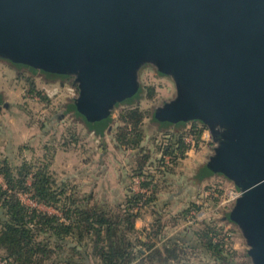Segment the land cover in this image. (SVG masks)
I'll return each mask as SVG.
<instances>
[{"label":"water","instance_id":"obj_1","mask_svg":"<svg viewBox=\"0 0 264 264\" xmlns=\"http://www.w3.org/2000/svg\"><path fill=\"white\" fill-rule=\"evenodd\" d=\"M0 56L75 77L68 111L96 134L138 97L144 64L170 77L176 97L154 120L209 130L215 151L202 174L241 193L227 218L250 264H264V0H0Z\"/></svg>","mask_w":264,"mask_h":264},{"label":"trees","instance_id":"obj_2","mask_svg":"<svg viewBox=\"0 0 264 264\" xmlns=\"http://www.w3.org/2000/svg\"><path fill=\"white\" fill-rule=\"evenodd\" d=\"M36 73L31 70V75L19 78L28 84V94L50 106V99L33 80ZM156 93L155 88L147 87L145 97L152 100ZM116 111L114 145L131 154V179L144 177L142 188L152 189V193L131 190L124 202L99 203L92 194H81L70 182H59L50 170L52 159L45 155L37 161L22 159L17 165L10 158L0 157V259L6 260L5 264H209L204 261L206 257L214 264H234L237 253L224 228L208 219L191 224L187 219L195 208L209 210L203 196L201 204L195 201L183 210L187 220L183 231L166 230L169 224L176 226L178 220L171 217L165 221L160 211L155 212L149 227H136L143 212L154 208L158 201V177L175 178L181 161L203 143L202 135L208 129L194 122L165 130L161 141L148 139V110L135 104ZM189 136L193 138L191 144L186 143ZM63 148L69 150L67 143ZM44 150L47 155L51 153L47 146ZM22 195L57 213L25 204Z\"/></svg>","mask_w":264,"mask_h":264},{"label":"rangeland","instance_id":"obj_3","mask_svg":"<svg viewBox=\"0 0 264 264\" xmlns=\"http://www.w3.org/2000/svg\"><path fill=\"white\" fill-rule=\"evenodd\" d=\"M31 70L29 67L14 66L0 56V95L2 97L0 103V157L10 158L17 165L22 163V159L37 161L45 155L52 159L50 170L59 182H70L69 184L78 187L81 194H92L95 201L99 203L119 204L123 198V187H121L120 194H111L114 191L112 189L117 188V184L114 185L116 175L110 172L111 167L107 165L105 159L108 155L111 156L108 158L114 159L112 156L114 154L118 158V164L123 166L124 171H126L130 168V162H133L132 156L130 154L131 161L125 160L121 153L109 150L106 153L107 156L103 157L100 153L96 154V146L98 143L109 141L116 126L114 121L117 118V108L135 104H139L142 109L151 113V118L146 119L148 139L156 137L161 141L163 139L162 132H166L165 130L173 128V126L162 127L159 121L154 120V114L165 103L176 97L174 81L170 77L161 76L153 64H144L138 72L140 84L138 97H134L130 103L123 102L118 105L112 114L110 132L107 130L103 136H99L101 141L97 143L94 137L95 133L89 129L84 120L75 112L68 113V107L75 103L79 94L75 77L49 75L38 70L36 74H33L34 76L32 75L37 89L43 91L50 99V106H48L46 102L28 94V84L19 78L22 74H26V77L31 75ZM147 87L156 89V97L152 100L145 97ZM208 135V137L202 136L203 143L198 148L190 150L188 152L190 156L181 161L177 168L181 174H177L175 178L171 176L169 179L158 177V196L165 191L175 195V192H178L180 188L189 191L199 204H201L200 197L203 196L207 200L206 205H208L209 210H206L205 207H199L201 210L193 209L187 218L190 224L195 220L205 219L216 222L218 226L225 229L227 236L233 242V249L237 253L234 264H250L251 259L247 254L249 247L245 238L238 225L227 218L236 201L224 204L229 191L236 189V187L223 176L210 174L203 177L200 175L215 151L213 137L210 132ZM77 137L78 140L75 143ZM66 143L69 150L62 149ZM68 143L70 144L68 145ZM45 146L51 149V153L47 150L49 155L45 154ZM55 148L62 151L54 159L52 152ZM102 158H104L103 161ZM94 162L96 164L98 162L101 167L94 166ZM101 162L102 164H100ZM131 173L129 172V176ZM129 176H125L126 186L139 192L138 187L133 182L135 177L131 179ZM166 176H170V174ZM21 198L25 204L32 206L33 203L28 196ZM175 198H177L176 195ZM38 209L51 214L57 213L48 207L39 206ZM145 212H148V209ZM161 212L164 215L168 213L163 209ZM177 212L176 210L174 213L170 212V216L174 215L178 220V224L174 227L177 229L174 231H183L187 220L182 215L183 211ZM168 230H171V227H168ZM233 230L234 232H232ZM193 260L194 263L198 262L196 259ZM204 261L214 264L206 257ZM5 262L6 260L0 259V264H5ZM92 264L95 263L92 262Z\"/></svg>","mask_w":264,"mask_h":264},{"label":"crops","instance_id":"obj_4","mask_svg":"<svg viewBox=\"0 0 264 264\" xmlns=\"http://www.w3.org/2000/svg\"><path fill=\"white\" fill-rule=\"evenodd\" d=\"M92 132H94V131H92ZM147 135H148V133H147ZM94 137L96 138L97 143H98V141H101L100 140L101 138L99 137L98 134L95 133ZM211 146H213V144H211ZM62 149H64V148H62ZM109 150H112V151H114L116 153H119V154L121 153L122 156L125 157V160L131 161L129 153H125V152H122V151H119V150L116 149V147L114 145V142H113L112 134H111V137H110L109 141L106 140V142L97 144V146H96V154L100 153L101 156L105 157V156H107L106 153L109 152ZM60 151H62V150H58L56 148L54 149V159L58 157V153H60ZM112 156H113V158L115 160L112 159V158L111 159L108 158V157H111L110 155H108V157H106V159H105L107 165H109L111 167L110 172H112V174L116 175V179L114 181V185L117 184V188L112 189L114 191H112L111 194H120L121 193L120 192L121 187H123L122 188L123 198L120 201L124 202L125 199L127 198V196L129 195L130 191L131 190L135 191L132 187L130 188L129 186H126V181H125V179H126L125 176L126 175L129 176V172H130L129 170L131 169V166H133L134 164H133V162L132 163L130 162V164H131L130 168L128 170L124 171L123 166L121 167L118 164V161H117L118 158L115 157L114 154H112ZM116 156H117V154H116ZM189 156H190V154L188 153L187 158ZM103 159L104 158H102V161H103ZM186 159H184V160H186ZM100 164H102V162ZM94 166H96L97 168L101 167V165H99L98 162H97V164L95 163ZM127 171H129V172H127ZM97 173H99V172H97ZM179 173L181 174V172H179L178 169H177V174H179ZM172 176H174V175H172ZM181 177L183 178V176H181ZM129 178H130V176H129ZM116 181H117V183H116ZM135 192L138 193L137 191H135ZM106 193H108V192H106ZM175 195L177 196V198H175ZM175 195L172 192L165 191L160 196H158V201L156 202V205L153 206L154 208L148 209V212H145V211L143 212L142 217L139 218L136 221V227L138 229H140V230L145 228V227H149L154 222V220H155V212H159V208H161V211L163 209V210L168 212V213H166V215H164L160 211L161 214H162L163 219L165 221H167L171 217H174V215L170 216V212L174 213V210H176V211H178L177 213H179L180 211L185 210L186 207L188 205H190V203L195 202V200H196V199H194V196H191V193H189V191L185 190V188H180V190L178 192H175ZM168 227H171V230H169L170 232H174V230L177 229V228H174L176 226H173V225L169 224L167 226L166 230H168Z\"/></svg>","mask_w":264,"mask_h":264},{"label":"built area","instance_id":"obj_5","mask_svg":"<svg viewBox=\"0 0 264 264\" xmlns=\"http://www.w3.org/2000/svg\"><path fill=\"white\" fill-rule=\"evenodd\" d=\"M209 131L207 130V131H205L204 133H203V137L204 136H206V137H208L209 135ZM186 143L187 144H191V143H193V138L191 137V136H189V137H187L186 138ZM145 181V178L144 177H135L134 179H133V182H134V184L138 187V189H139V192L138 193H142V194H151L152 193V189L151 190H149V189H143L142 188V183ZM0 184H3V178H2V176L0 175ZM240 195H241V193L238 191V190H236V189H231L230 191H229V195H228V197H227V200H225L224 201V204L225 203H232V202H235L239 197H240ZM22 196H26V195H22ZM33 204H31L32 206H35V207H39V206H42V205H38V204H36V203H34V202H32ZM44 207V206H43ZM135 209H138V208H135Z\"/></svg>","mask_w":264,"mask_h":264}]
</instances>
